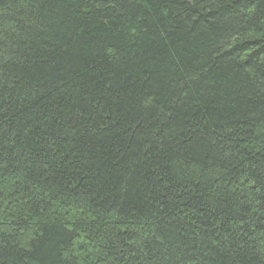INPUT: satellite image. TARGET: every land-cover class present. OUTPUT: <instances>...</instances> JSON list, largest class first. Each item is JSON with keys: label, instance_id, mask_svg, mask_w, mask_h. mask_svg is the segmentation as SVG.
Segmentation results:
<instances>
[{"label": "trees", "instance_id": "obj_1", "mask_svg": "<svg viewBox=\"0 0 264 264\" xmlns=\"http://www.w3.org/2000/svg\"><path fill=\"white\" fill-rule=\"evenodd\" d=\"M0 264H264V0H0Z\"/></svg>", "mask_w": 264, "mask_h": 264}]
</instances>
